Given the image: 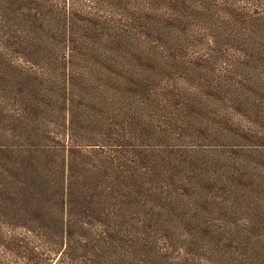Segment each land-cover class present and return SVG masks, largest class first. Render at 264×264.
I'll return each mask as SVG.
<instances>
[{"label": "rangeland", "instance_id": "1", "mask_svg": "<svg viewBox=\"0 0 264 264\" xmlns=\"http://www.w3.org/2000/svg\"><path fill=\"white\" fill-rule=\"evenodd\" d=\"M0 145L101 207L103 264H264V0H0Z\"/></svg>", "mask_w": 264, "mask_h": 264}, {"label": "trees", "instance_id": "2", "mask_svg": "<svg viewBox=\"0 0 264 264\" xmlns=\"http://www.w3.org/2000/svg\"><path fill=\"white\" fill-rule=\"evenodd\" d=\"M41 155L46 158L45 150ZM17 156L18 150L0 145V223L9 230L0 233V264H103L114 257L123 246L120 233L101 220V207L71 190L64 175L53 180L40 174L45 162L39 153L24 161Z\"/></svg>", "mask_w": 264, "mask_h": 264}]
</instances>
